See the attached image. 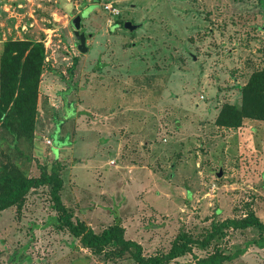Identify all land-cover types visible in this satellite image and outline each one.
Here are the masks:
<instances>
[{
    "label": "rangeland",
    "instance_id": "obj_1",
    "mask_svg": "<svg viewBox=\"0 0 264 264\" xmlns=\"http://www.w3.org/2000/svg\"><path fill=\"white\" fill-rule=\"evenodd\" d=\"M63 2L0 0V61L11 40L46 51L35 138L16 141L0 127V177L60 170L73 221L100 234L118 219L147 257L229 219L264 223V122L219 123L264 70V0H70L73 14ZM78 16L87 54L77 48ZM129 21L141 28L127 30ZM56 217L46 186L0 212V264H135L112 246L93 253ZM223 232L170 264L233 254L260 235ZM224 264H264V249Z\"/></svg>",
    "mask_w": 264,
    "mask_h": 264
},
{
    "label": "trees",
    "instance_id": "obj_2",
    "mask_svg": "<svg viewBox=\"0 0 264 264\" xmlns=\"http://www.w3.org/2000/svg\"><path fill=\"white\" fill-rule=\"evenodd\" d=\"M45 46L28 40L7 41L0 61V127L5 128L16 141L21 138L33 140L37 116V100L41 75L45 66ZM241 109L226 106L219 123L222 126L239 128L243 119L264 122V70L252 75L245 87ZM42 186L49 189L53 209L57 212L55 224L67 230L81 244L102 254L108 247H114L117 257L131 256L135 264H170L172 261L192 251V245L207 247L213 240L224 235L225 229L247 230L256 228L259 238L247 243L244 249L233 254L215 252L196 260V264H224L243 255L247 248L256 246L264 249V223L250 214L242 219H229L214 226V230L203 240H194L187 235L176 238L170 251L161 256L147 257L143 247L125 238V230L117 219L115 224L97 234L85 223L73 221V212L62 202L64 186L60 170L42 173L40 177L29 178L18 169H11L0 177V212L11 207H21L32 190Z\"/></svg>",
    "mask_w": 264,
    "mask_h": 264
},
{
    "label": "water",
    "instance_id": "obj_3",
    "mask_svg": "<svg viewBox=\"0 0 264 264\" xmlns=\"http://www.w3.org/2000/svg\"><path fill=\"white\" fill-rule=\"evenodd\" d=\"M81 25H82V17L78 16L74 21H73V28H74V35L76 39L79 41L78 45V50L83 53L87 54L89 52V47L87 46V36L85 35L84 32H80L81 30ZM125 28L131 32L137 31L141 28L140 25H135L133 22H126L125 23ZM222 173H218V177H221Z\"/></svg>",
    "mask_w": 264,
    "mask_h": 264
},
{
    "label": "clouds",
    "instance_id": "obj_4",
    "mask_svg": "<svg viewBox=\"0 0 264 264\" xmlns=\"http://www.w3.org/2000/svg\"><path fill=\"white\" fill-rule=\"evenodd\" d=\"M62 7L65 9V11H66L68 14H73V13H72L73 5L71 4L70 0H64V2L62 3ZM77 11H78V10H77Z\"/></svg>",
    "mask_w": 264,
    "mask_h": 264
},
{
    "label": "built area",
    "instance_id": "obj_5",
    "mask_svg": "<svg viewBox=\"0 0 264 264\" xmlns=\"http://www.w3.org/2000/svg\"><path fill=\"white\" fill-rule=\"evenodd\" d=\"M108 9H109L110 11L114 12V13L117 11L116 9H113L112 6L108 7ZM115 14H119V12H117V13H115ZM49 143H50V142H49ZM50 144H51V143H50Z\"/></svg>",
    "mask_w": 264,
    "mask_h": 264
}]
</instances>
